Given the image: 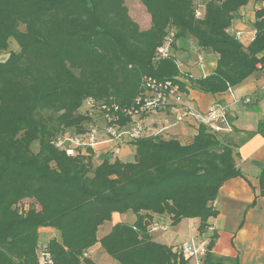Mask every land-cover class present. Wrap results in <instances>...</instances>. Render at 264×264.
Here are the masks:
<instances>
[{"label": "trees", "instance_id": "16d2710c", "mask_svg": "<svg viewBox=\"0 0 264 264\" xmlns=\"http://www.w3.org/2000/svg\"><path fill=\"white\" fill-rule=\"evenodd\" d=\"M140 1L151 17L148 30L131 18L126 0H0V51L20 24L33 50L27 61H0V264H41L43 253L51 258L45 264H97L86 256L97 244L118 264H190L175 247L155 241L151 226L163 218L171 227L199 220V234H206L220 214L215 202L222 186L245 177L237 149L264 136V121L243 134L232 122L231 132L200 126L188 144L145 132L131 141L132 162L107 157L96 165L93 150L70 156L55 146L69 130L87 131L86 101L131 108L146 76L171 80L186 97L190 90L216 95L264 66V7L256 10L248 46L232 33L239 11L252 0H197L201 19L196 0ZM169 32L175 34L172 55L156 61ZM189 40L199 55L217 56L210 75L181 72L176 52ZM115 116L120 128L132 122L121 112ZM255 191L264 197V168ZM129 212L136 215L133 224L117 223L99 238L114 214ZM42 228L60 237L42 247ZM207 239L203 263L226 264L214 260L217 236Z\"/></svg>", "mask_w": 264, "mask_h": 264}, {"label": "crops", "instance_id": "0c3cea01", "mask_svg": "<svg viewBox=\"0 0 264 264\" xmlns=\"http://www.w3.org/2000/svg\"><path fill=\"white\" fill-rule=\"evenodd\" d=\"M251 3L239 11L232 28L234 35L241 33L239 40L245 46H248L255 36L253 23L256 11L251 8ZM261 7H264V3H261ZM253 17L254 19L252 20ZM180 53V51L176 52L178 57L182 58ZM195 64L191 62L185 65L184 71L191 74L194 73V77L208 76L216 68L217 56L215 55L213 61H207V64L205 63L203 67L197 64V59ZM210 96L212 100H209V95L190 90L186 101L192 103L202 112L207 111L215 103L228 105L230 120L236 131H240L242 134L245 131H255L260 121H264V74L261 71L254 73L242 84L231 88L225 93ZM201 98H207L206 102L203 101L201 104L199 102ZM246 99H251V103H246ZM239 103H243L247 108H253L252 113H250L251 124H245L242 117L240 118L238 115L236 108L239 107ZM177 114L178 110L172 108L163 112L153 113L142 119V123L147 129L146 133H153L156 130L169 127L167 131L168 137H173L182 144L190 143L196 136L198 127L193 124H176ZM99 137L104 139L105 133L100 131ZM116 144L107 142L97 146L94 149L93 163L98 165L107 157L114 158L112 151ZM134 156L135 147L128 140L123 142L117 158L122 162H130L134 160ZM236 163L245 177L230 179L222 186L219 197L215 202L220 214L217 218L211 220L212 227L206 234H199V220H193L195 222L192 225L194 231L187 236L181 230L186 220L171 230L170 219L163 218L160 224L168 227V230L154 232L155 241L175 247L194 236L212 237L216 235L217 239L213 248L215 261H222L226 264H264V197H257L255 191L259 184V174L264 168V136L257 134L247 143L239 146ZM126 216L128 215L114 214L112 218L113 224L106 234L117 223L133 224L136 221V215L133 216L131 222L126 220ZM41 230H49L51 234L57 233L56 230L51 228H42L39 232ZM99 238L101 237L99 236ZM100 250L104 252L101 245L97 244L88 251L86 256L96 262L92 255L95 252L101 254ZM111 262V264H117L113 263V261Z\"/></svg>", "mask_w": 264, "mask_h": 264}, {"label": "built area", "instance_id": "2783aa9c", "mask_svg": "<svg viewBox=\"0 0 264 264\" xmlns=\"http://www.w3.org/2000/svg\"><path fill=\"white\" fill-rule=\"evenodd\" d=\"M204 16V8L201 3L196 0L195 17L201 19ZM236 38H240L241 33H237ZM174 32H169L163 41V44L157 49L156 61H163L172 55ZM179 64V62H178ZM197 64L201 67L205 65L203 54L197 58ZM258 69L264 74V66L259 64ZM142 88L144 93L138 97L136 104L131 108H120L115 104H97L92 100L86 101L88 109L85 113L91 119L98 114L101 116L100 125L90 123L84 134L60 135L54 144L57 148L64 150L67 155L78 156L87 155L89 150H93L102 143H117L112 151L114 157L120 154L121 144L139 139L146 132L145 125L142 123L144 117L153 113L163 112L172 108L178 110L176 124L186 125L193 124L196 127L204 126L213 133L231 132L233 126L229 117V106L222 103H215L207 111L202 112L192 103L186 101V95L180 91L178 85L171 80H159L152 77H144L142 80ZM246 103H251V99H246ZM122 114L132 118V122L123 128L118 127L114 122L118 119L115 113ZM98 125V126H97ZM169 127L156 130L155 135H161L168 138ZM105 133V138L100 139L99 132ZM168 227L165 225L154 223L151 226L152 232L159 230L166 231ZM209 241L207 237L198 236L195 240H190L178 245L174 251L188 260L191 264H204L203 260L208 253ZM41 263H50L49 254L41 255Z\"/></svg>", "mask_w": 264, "mask_h": 264}, {"label": "rangeland", "instance_id": "374dc122", "mask_svg": "<svg viewBox=\"0 0 264 264\" xmlns=\"http://www.w3.org/2000/svg\"><path fill=\"white\" fill-rule=\"evenodd\" d=\"M125 6L127 7L131 18L139 24L141 30H148L150 28L151 17L147 13L145 7L143 6V4L141 3L140 0H126ZM260 7H261V3L259 4L255 1H253L251 3V8L255 9V11L260 9ZM253 19H254V17L252 18V20ZM255 20H256V17H255ZM16 31H17L16 34L11 35V32H9V34L7 35L6 40H5V44H4V49L2 51H0V61H6V60H9L13 57H14V59H16L18 61H24V60L27 61L29 58V55L33 52L32 48L30 47V42L28 41V39L25 35L26 26L23 24H20L18 27V30H16ZM185 47H187V49ZM185 47L183 48V50L182 49L179 50L181 52L180 56L182 54V58H178L179 66H180V69L182 70L183 74H190L194 77V75H193L194 73L191 74L190 72L184 71V69H185L184 66L190 64L191 62H194V64L196 63V59L198 58V55H199V53L197 51L198 49L195 47L194 43L191 40L188 41V43ZM202 54H203V57L205 59L206 64H207V61H213L215 59V54L212 51H205ZM209 97H210L209 100H212V97L210 95H209ZM206 100H207V98H201V99H199V102L202 104L203 101L206 102ZM238 106L239 107L236 108V111H237L238 115L240 116V118L242 117V120L245 124H251L250 113H252L253 108H247L243 103H239ZM87 109H88V105L85 104L81 111L83 113H85V111ZM100 118H101V116L97 112L96 115L92 118L91 123H93L94 125L97 123L99 126H101L100 125ZM66 133H67V135H73V131H67ZM32 150L34 152H37L39 150V143L38 142L33 143ZM130 162H132V161H130ZM24 206L26 208H28V207H30V203L26 202V204ZM127 215L128 216H126V220H128V222H131L133 220L134 214L132 212H129V213H127ZM194 223L195 222H193V220H186L184 222V224L181 228L184 235L188 236V234L193 233L194 229H193L192 225ZM112 224H113L112 221L105 223L104 226H102L99 229L98 235L100 237L104 236L108 232V230ZM170 227H171V225H170ZM170 229L172 230L173 227H171ZM59 237H60V235H59L58 231L56 234H51L49 230H41L40 231V245L43 247L44 245H47L51 239L59 238ZM197 237L198 236L191 237L187 241H190L192 239L195 240ZM187 241H185V242H187ZM181 244H183V243H181ZM181 244H179V245H181ZM177 246L178 245H176L175 247H177ZM100 252H101V250H100ZM88 258H89V256H88ZM92 258H94L95 261L100 263V264H111L112 263L111 261H113V263H117V262H115V260H113L108 254H106L103 251L101 252V254L98 252L93 253Z\"/></svg>", "mask_w": 264, "mask_h": 264}]
</instances>
